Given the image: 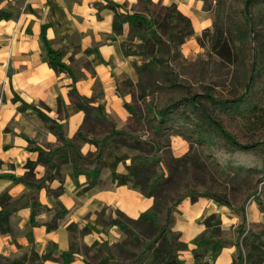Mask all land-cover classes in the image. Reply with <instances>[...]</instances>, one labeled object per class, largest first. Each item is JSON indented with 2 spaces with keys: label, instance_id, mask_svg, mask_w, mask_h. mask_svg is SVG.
Listing matches in <instances>:
<instances>
[{
  "label": "crops",
  "instance_id": "0c3cea01",
  "mask_svg": "<svg viewBox=\"0 0 264 264\" xmlns=\"http://www.w3.org/2000/svg\"><path fill=\"white\" fill-rule=\"evenodd\" d=\"M160 1L175 3L184 15L201 5L200 0ZM135 3L137 0H0V10L11 14L0 20V197L9 195L5 206L11 228L0 234V253L12 256L19 251L18 245L21 250L33 246L44 264H61V252L74 243L79 251L69 264H85L82 247L121 239L115 225L104 229L98 221L103 208L118 209L134 218L153 204L152 196L112 180L111 174L125 172L131 161V149L125 146L104 149V166L90 187L87 176L74 170L70 156L58 154L47 163L37 161L39 149L53 151L57 146L44 116L62 123L70 140L80 131L98 142L76 139L83 155L102 143L107 145L111 127L125 128L130 116L122 103L127 97L120 94V83L125 78L137 81L134 64L140 57L122 52L120 43L128 33L127 24L120 33H114L111 24L114 8L125 11ZM200 13V20L192 24L195 35L208 21L205 11ZM48 51L61 52L59 63L68 72H55L49 66ZM72 87L98 108L91 110L92 117H85L77 107L79 99L71 93ZM14 95L19 100L14 101ZM98 125L101 133L95 128ZM29 161L31 165L26 164ZM58 189L59 194L53 196L52 191ZM56 201L67 210L64 216H57ZM33 208L38 211L33 213ZM213 212L220 215V230L232 232L239 218L226 205L207 197L191 202L184 198L177 204L172 228L188 245L179 254L185 262L193 261L190 240L202 231L205 215ZM257 212L250 202L244 210L247 222L259 219ZM69 224L76 228L70 229ZM235 250L234 242L222 246L212 264H231Z\"/></svg>",
  "mask_w": 264,
  "mask_h": 264
},
{
  "label": "trees",
  "instance_id": "16d2710c",
  "mask_svg": "<svg viewBox=\"0 0 264 264\" xmlns=\"http://www.w3.org/2000/svg\"><path fill=\"white\" fill-rule=\"evenodd\" d=\"M146 4H154L151 0H137ZM258 0H244L243 8L245 13L249 11L250 5ZM162 7L168 11L165 14L167 19L176 18L171 27L174 28V32L178 33L177 43H181L187 36L192 34V29L186 32L179 30V20H183L184 23H190V19L187 15L181 14L176 9L175 3L170 5H162ZM11 16L10 13L0 10V20L8 19ZM166 22V21H163ZM127 24V39L132 40L133 46L126 44L127 40H122L120 46L122 52L125 55L135 54L140 58V62L134 64L135 72L138 76L136 82L131 79L125 78L121 80L120 86H131L134 84L145 90V86H151L153 83V74H163V79L168 80V84L176 85V81H172L166 70L164 71L163 61L159 53L167 47L159 30L156 29L154 23H158V20L153 17H148L144 13H140L135 9H128L125 11H119L114 8L112 31L122 32L123 24ZM162 25V23H159ZM134 39H137L136 42ZM199 41V38H196ZM134 40V41H133ZM210 51L219 58L224 64H231L234 57V42L231 36L224 34L221 29L215 28L212 32L210 39ZM167 45V46H166ZM159 55V56H158ZM61 52L48 51L47 62L55 72L65 71L67 68L59 63ZM254 61L252 62L251 71L254 70ZM249 86L248 83L246 84ZM203 96L208 101L207 107H200L199 111L201 115H204V121L191 112L186 114L194 119L197 135L208 146V150L219 163H226L231 166H238L243 169L256 168L262 171L264 176V159L258 155V148L260 142H253L243 144L239 142L235 135L226 129L223 124L214 118L213 114L218 112H225L236 115H246L247 112L254 111L256 105L247 99L248 95L242 92L239 95H235L232 98H220L213 96L210 91L213 87L204 84ZM71 93L75 94L79 101L76 103L77 107L85 112V117H88L91 110L98 111L97 107L89 104L85 97L79 95L74 87L71 89ZM121 94V92H120ZM192 103L198 102L196 96L189 97ZM13 100H19L17 95H14ZM189 101V100H188ZM125 109L129 113L130 118L132 115L140 117L139 113H135L132 105L126 101L122 102ZM185 106L184 101H175L174 107L183 109ZM164 108L157 110V115H164ZM47 122V128L57 138V146L52 151H44L39 149L37 161L47 163L53 156L58 154L61 157L70 156L73 168L75 171L83 173L87 176L88 187L93 186L98 181V177L102 167L104 166L103 151L106 147L118 149L120 146H125L129 149H136L138 153L133 154L129 164L125 165V172H113L112 180L115 184H126L132 189H137L142 195L148 197L152 196L153 204L148 209L139 212L134 217H128L121 210L115 209L114 215H110L107 219H101L103 210L98 215V221L104 226L115 225L119 233L123 236L120 240L115 241L112 244L105 242L94 241L90 246H85L83 254V261L85 264H212L213 258L222 248V246L228 244L219 239L218 235L220 230V215L216 212L208 213L202 220L204 225L201 232L197 233L190 240L191 255L193 261L191 263L185 262L179 257L182 250L187 249L188 245L180 238V232L173 230V224L175 218L173 212L177 204L184 198H188L189 201H195L199 197L209 198L217 203H221L234 210L238 215L240 222L237 224L238 234L241 236V242L235 243V253L232 255L231 264H260L264 261L263 248L264 243L259 233L244 229L243 223L245 221L244 208L242 205L233 206L228 200L227 196L222 192H214L209 189H204L199 185L182 186L181 190L177 194H171L165 190L164 185L167 182L172 181V175L169 172L163 173L161 168L160 148L161 145L154 138V136H161L159 122L158 124H151L154 120V114L150 117L146 116L147 127L153 134L152 137L142 139L141 135L136 132L128 131L125 128H119L118 130L109 129L107 136L110 139L107 141V145L103 143L92 153L83 155L79 152V148L76 145V139H80L85 142H91L95 145L98 144L93 138H87L80 131H78L73 140L67 138L62 123L51 119L49 117H43ZM160 119L159 121H162ZM112 125V123H109ZM214 135L217 138H221L223 141L217 143L214 141ZM147 151L149 154L146 155ZM144 153V154H140ZM149 155V156H148ZM2 161L0 160V166ZM27 165H31L32 162H27ZM52 176H46L51 178ZM23 178H20L22 180ZM49 189H47V192ZM60 189L52 191L53 196H57ZM170 198V203L166 204L162 202L163 198ZM9 195L4 193L0 197V234H5L11 231L9 224V211L5 206L8 202ZM57 209V216L61 217L67 213V210L61 205L59 201L54 203ZM106 209V208H105ZM38 211L37 208H33V213ZM70 229L76 228V225L69 224ZM83 229L82 232H85ZM19 251L12 256L0 253V264H44V259L33 246L28 250H21V246L18 245ZM79 251V247L71 243L67 251L61 252L63 256L61 264H69L73 258L74 253Z\"/></svg>",
  "mask_w": 264,
  "mask_h": 264
},
{
  "label": "rangeland",
  "instance_id": "374dc122",
  "mask_svg": "<svg viewBox=\"0 0 264 264\" xmlns=\"http://www.w3.org/2000/svg\"><path fill=\"white\" fill-rule=\"evenodd\" d=\"M152 2L154 4L144 5L143 2L137 1L129 8L158 20V23L154 25L168 44V49L164 48L159 55L161 59H164V71L166 70L168 77L177 83L174 86L170 85L167 78L163 79V74L154 73L153 83L151 86H145L144 91L134 84L121 85L119 89L121 94L127 97L126 102L132 105L135 113L141 115L140 117L136 114L132 115L125 124V129L138 133L142 139L152 137L153 134L149 131L145 120L146 116L150 117L154 114L155 118L151 124L159 122L162 132L161 136H154L161 145L159 159L162 172H169L172 175V181L164 185L165 190L171 194H177L182 186L199 185L204 189L224 193L234 207L242 205L245 210L250 202L254 203L257 213L261 215L259 219L252 222H247L245 216L242 227L259 233L264 243L262 171L256 168L243 169L218 163L209 152L207 144L197 135L194 119L186 114L190 111L201 122L204 121V115H201L199 111L200 107L208 105V101L203 96L206 91L202 87L204 84L213 87L208 91L216 98H232L244 92L248 95L247 99L256 105L257 108L254 111L247 112L246 115L225 112L213 115L235 135L239 142L243 144L260 142L258 155L261 160L264 159V0L251 3L247 13L243 8L244 0H200L199 9L193 8L187 13L190 23L179 20V30L182 33L192 29V34L181 43H177L178 33L172 35L174 28L171 29V27L175 24L176 18H166L165 14L168 11L162 7L166 5L162 1ZM176 9L180 12L177 6ZM201 10L205 11L208 21L201 25L199 32L195 35L192 24L195 25V21L200 20L198 13ZM215 28L231 36L234 42L235 59L231 64L222 63L210 51L209 39ZM127 38L126 35L124 38L127 40L126 44L133 46L132 40ZM253 61L255 68L251 71ZM192 95H195L198 101L195 104L189 99ZM178 100L184 101L183 109L174 107L175 101ZM160 108L166 110L162 116L156 114ZM92 114L90 113L89 116L92 117ZM160 119L163 120L159 121ZM108 120L109 118H106V121ZM95 128L97 131L100 128L101 133L100 125ZM108 129L106 123V131ZM214 141L220 143L223 140L214 135ZM179 143L183 145L182 150ZM131 152L132 156L138 153L136 149H132ZM147 154H149L148 151ZM162 202L168 204L170 198H163ZM110 215H114V211L104 209L100 218L104 220ZM239 222L238 219L232 232L221 230L219 239L226 243L238 242L239 244L241 242L237 229ZM106 227L108 226H104V229ZM84 247L81 251H84ZM262 248L264 253V246Z\"/></svg>",
  "mask_w": 264,
  "mask_h": 264
}]
</instances>
